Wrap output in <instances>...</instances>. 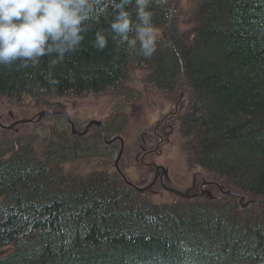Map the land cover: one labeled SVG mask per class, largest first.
<instances>
[{"label":"trees","instance_id":"trees-1","mask_svg":"<svg viewBox=\"0 0 264 264\" xmlns=\"http://www.w3.org/2000/svg\"><path fill=\"white\" fill-rule=\"evenodd\" d=\"M150 7L155 26L164 24L161 4ZM193 17L191 41H158L150 58L111 38L98 51L94 27L54 68L47 56L38 67H0V95L98 93L125 86L129 63L163 90L183 78L193 95L181 116L192 159L264 202V0H197ZM58 144L43 153L22 144L0 150V249L10 248L0 264H264L261 218L141 203L115 173L64 172Z\"/></svg>","mask_w":264,"mask_h":264},{"label":"rangeland","instance_id":"rangeland-1","mask_svg":"<svg viewBox=\"0 0 264 264\" xmlns=\"http://www.w3.org/2000/svg\"><path fill=\"white\" fill-rule=\"evenodd\" d=\"M164 1L167 4L166 23L157 28L158 39L168 42L172 38L182 37L191 41L194 23L191 22L190 14L194 0ZM145 73L142 67L129 63L125 86L118 85L112 90L95 94L25 98L24 102L0 97L2 125L9 124L11 119L15 121L20 117L26 119L32 117L29 122L13 126L9 131L0 129V141L6 147L22 144L29 150L34 148L38 152H45L50 145L49 140L61 136L64 140L58 144L57 150L63 152L66 157L59 159L66 171L84 173L103 170L112 173L120 144L118 140L113 143L107 141L120 135L123 146L117 166L126 181L136 187L147 185L152 179L153 169L146 166L145 162L151 161L164 168L161 183L166 187L191 193L192 183L198 187L203 180L215 181L222 187V192L214 188L216 193L211 195L215 199H205V202L200 201V204L212 212L230 207L235 216L243 218V221L249 218H261L260 221L264 223L263 200L256 199V202L248 204L247 208H241L238 199L242 196L241 201L247 203L250 197L238 192L227 179L212 175L192 159L191 140L183 134L177 120L167 122L165 130L161 128L155 130V125L164 112L177 103L181 113L190 106L193 95L185 82L179 84L175 92L167 94L148 83L145 80ZM183 91L184 96L183 93L181 94L183 98H178L177 94ZM24 110L27 111L26 117L18 116L17 112ZM45 111L57 113L35 120L33 116ZM66 117L79 130L89 120H99L103 123L104 135L98 136L96 128L91 127L83 136L71 137L70 126L66 125ZM158 182L159 176L148 190L136 193L141 203L163 202L179 206L188 204L162 190ZM226 190L232 191L236 197L232 198L233 193L226 196L224 193ZM228 214L230 218H234L232 212ZM8 250L9 248L0 249V256Z\"/></svg>","mask_w":264,"mask_h":264},{"label":"clouds","instance_id":"clouds-1","mask_svg":"<svg viewBox=\"0 0 264 264\" xmlns=\"http://www.w3.org/2000/svg\"><path fill=\"white\" fill-rule=\"evenodd\" d=\"M151 4L152 0H0V67L17 62L38 67L47 56L54 68L80 48L94 27L90 43L98 51L107 48L111 38L150 58L158 39ZM106 15L109 27H97ZM48 83H59L51 72Z\"/></svg>","mask_w":264,"mask_h":264},{"label":"flooded vegetation","instance_id":"flooded-vegetation-1","mask_svg":"<svg viewBox=\"0 0 264 264\" xmlns=\"http://www.w3.org/2000/svg\"><path fill=\"white\" fill-rule=\"evenodd\" d=\"M163 122H165L164 120H162L160 123H162L163 124ZM167 124H166V122H165V124H164V126H166ZM160 180L162 181V177L160 178ZM159 183V182H158ZM207 183V184H206ZM216 186V183H214V182H202L198 187H195L194 186V183H192V185H191V188H192V190L193 191H197V192H199V195H200V193L202 194L203 192L202 191H204L205 192V189L207 190V188H209V187H215ZM203 195V194H202Z\"/></svg>","mask_w":264,"mask_h":264},{"label":"bare ground","instance_id":"bare-ground-1","mask_svg":"<svg viewBox=\"0 0 264 264\" xmlns=\"http://www.w3.org/2000/svg\"><path fill=\"white\" fill-rule=\"evenodd\" d=\"M249 197H250V198H249V201H247V203H245V202L243 203L242 201L239 202V204H241V207H242V208H247V205H248V204H250V203H255V202H256V199H259V198H256V197H254V196H251V195H250Z\"/></svg>","mask_w":264,"mask_h":264},{"label":"water","instance_id":"water-1","mask_svg":"<svg viewBox=\"0 0 264 264\" xmlns=\"http://www.w3.org/2000/svg\"><path fill=\"white\" fill-rule=\"evenodd\" d=\"M166 191H169V192H172V193H174V194H177V195H180V196H183L184 197V195H181L180 193H178L177 191H175V190H172V189H169V188H166V187H163Z\"/></svg>","mask_w":264,"mask_h":264}]
</instances>
